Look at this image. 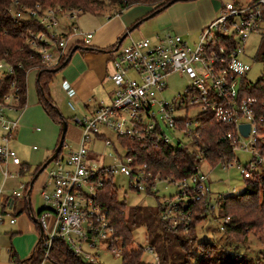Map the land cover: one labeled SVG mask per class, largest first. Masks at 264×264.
<instances>
[{
    "label": "built area",
    "instance_id": "2783aa9c",
    "mask_svg": "<svg viewBox=\"0 0 264 264\" xmlns=\"http://www.w3.org/2000/svg\"><path fill=\"white\" fill-rule=\"evenodd\" d=\"M78 15L76 11L69 13L40 7L12 12L16 21L34 18L43 27L44 31L27 33L25 46L31 58L37 57L47 69L64 62L76 44H90L92 33L81 31L76 23L63 24V17L72 22ZM261 32L264 33V0H234L221 4L216 18L199 32L192 47L182 36L166 31L151 40H134L129 36L125 45L110 49L108 56L113 71L109 79L115 89L112 100L109 104L99 103L92 112L75 120L81 130L80 145L66 156H58L44 170L39 193L43 207L37 214L31 208L32 189L28 195L32 179L20 183L17 188L8 187L22 172L27 173L10 147L19 119L9 116L26 105L20 106L19 89L14 79L15 67L21 69V65L0 60V228L5 224L15 225V212L27 209L30 220L38 228L37 243L43 250L41 264L45 260L52 264L49 256L56 241L65 244L73 256L90 264H99L97 254L93 256L89 252L99 246L97 243L103 244L104 252L121 259V240L110 223L107 208L99 201L98 191L104 181L112 182L115 175L131 178L132 189L137 192H146L148 187L152 190L153 182L160 179L155 177L151 181L152 174L146 171L145 165H136L127 158V150L118 138L144 145L160 142L173 148H188L197 153L200 163L206 162L204 153L194 144L202 115L233 129L226 134L233 152L240 149L250 156L243 167L238 160L233 161L237 162L243 180L252 179L264 170V142L254 122V101L244 96L246 75L250 71L244 59L245 45L251 35ZM33 70L26 73V82ZM172 75L186 78L189 85L183 95L167 101L163 95L167 91V79ZM10 78L12 82L3 91ZM61 87L69 99V109L75 111L73 88L66 81ZM241 125H250L247 137L241 134ZM108 133L117 138L125 155L118 156L121 158L118 164L95 167L87 159L85 146L98 137L105 147H111ZM233 162L218 165L227 171ZM11 167L16 170L11 171ZM199 168L189 178L171 183L177 188V194L163 199L159 205V220L169 229H188L192 205L203 203L211 207L208 176ZM224 197L218 194L217 200ZM227 222L224 219V224ZM146 251L152 253L153 249L146 248ZM154 258L159 264V257L154 254Z\"/></svg>",
    "mask_w": 264,
    "mask_h": 264
},
{
    "label": "rangeland",
    "instance_id": "374dc122",
    "mask_svg": "<svg viewBox=\"0 0 264 264\" xmlns=\"http://www.w3.org/2000/svg\"><path fill=\"white\" fill-rule=\"evenodd\" d=\"M232 1L234 0H208L207 5L208 7H218L219 9L221 4H226ZM182 3L183 2H177L173 4V6L157 14L154 18L143 22L133 30V39L151 40L155 35L162 33V30L164 29L173 34L182 36L183 40L192 47L193 42H196L198 38V35L196 34L197 32L188 31L187 33H179L174 28L173 22H171L173 19H185L186 16L189 21H193L196 18V8H191L190 12L186 9L183 10L182 8H179L173 13V8ZM169 10H172L171 13H169ZM105 12L107 15L112 13L113 10L111 8H106ZM62 15L67 17L65 14ZM66 17H63V24L76 23L77 27L79 25L82 30V25L90 18H93V15L80 14V16L78 15L77 17L79 20L76 19L72 22ZM161 25L162 28L160 27ZM127 41L128 38L124 40L122 46L125 45ZM263 47L264 33L262 32L251 35L246 42L244 59L250 67V71L246 75V81L249 84L264 80V60L257 57L260 55ZM36 72L28 74L29 85H27L25 110L23 109L18 113H10L9 115L13 120L22 117L20 122L21 128L16 134L17 136L15 137V140L10 141V147L15 151L21 164L30 167L29 173L25 175V177L19 179L18 183L30 182L32 179V175L30 176V174L34 172L39 164H43L44 161L46 162V160L52 155L61 131V126L51 121L38 104L35 87ZM60 73L61 72L56 74L50 85V92L52 97H55L58 103V107L56 108L60 115L63 119L67 120V132L64 140V148L61 154L66 156L69 151L77 150L80 145L79 135H81V130L73 121L82 119L85 116V113L77 108L75 111L69 109L67 99L60 89L62 78ZM188 85L189 82L186 78L180 77L179 75L170 76L167 79V91L164 93L163 98L167 101H171L178 95H183ZM53 128H55V133L52 131ZM107 138L112 143L111 147H105L103 140L98 137L93 138V140L85 146L88 150L87 159L89 162L95 164V167L99 166V168H101L105 165L118 164L121 162V158L118 156L122 157L125 155V151L119 146L117 138L113 134L108 133ZM115 150L118 151L119 155L116 154ZM235 155L236 161L238 160L239 165L242 167L250 161V156L240 149L235 151ZM15 170V167H11V171ZM199 171L208 176L211 188L209 200L212 211L206 213L205 219H203L196 229H194V232H190L189 227L188 229L181 227L176 231L169 229V226L167 227V225L159 220L160 203L163 199H170L177 194V188L173 184L161 180L154 181L153 183L155 185L151 190L153 194L150 195L146 192H137L135 189H132L133 181L127 176L115 175L113 177L112 184L117 189L118 200L126 204L125 214L127 218L131 221L135 220L138 224L133 229L134 239L131 246H133V248H143L142 261L144 264H156L154 254L159 257L158 254L160 253V250L156 247L162 246H164V249H166L167 252L166 264H182L185 261L190 263V261H192V258L190 257L192 255L194 257L198 255L199 242L213 244L217 251L224 252V254H231L239 259L256 260L264 255V234H258L254 231H246L244 239L238 240L240 237L234 238L232 235H226L221 229L224 224V219H217L220 217L219 209L216 205L218 194L223 196L237 195L245 188V182L240 169L237 167V162H233L227 171H223L221 166L218 165L215 168H212L207 162L203 161L200 165ZM44 176L45 174L42 173L32 187L31 203L34 207L35 214H37V212L43 207V201L39 193ZM233 190H235V192H233ZM134 213L136 216L135 219L132 217ZM139 218H144V221L139 222ZM21 221L25 222V218ZM26 226L27 227L22 234H16L12 239V253L22 262H25L30 258L38 241V233L34 232L29 224ZM162 226L167 233L180 236L181 239L183 238V242L187 244V247L182 249L179 248L175 242V245H173L171 241L166 240ZM12 229L16 232L18 226L16 225ZM153 243L155 246H153ZM97 245H99L97 248L89 249V252L93 256L97 254L96 262L99 264H122L121 259H115L112 255L104 252L103 244L97 243ZM146 248H152L153 252L149 253L146 251ZM7 255L8 253H2L0 264H12L9 262L10 259L7 258ZM43 264H50V262L45 260Z\"/></svg>",
    "mask_w": 264,
    "mask_h": 264
},
{
    "label": "trees",
    "instance_id": "16d2710c",
    "mask_svg": "<svg viewBox=\"0 0 264 264\" xmlns=\"http://www.w3.org/2000/svg\"><path fill=\"white\" fill-rule=\"evenodd\" d=\"M185 1L191 0H0V60H8L21 65V69L15 67L14 75L19 89L20 106L23 108L27 101L26 73L34 68L37 71L35 87L38 104L51 121L60 125L61 119L51 97L50 85L56 74L61 72L64 67L61 68L62 62L54 68L58 71L53 72L54 69H47L42 66L37 57L31 58L30 50L25 46L27 33L29 31H44V29L38 20L34 18L14 20L12 12H20L26 9L34 10L36 7H40L42 10L53 9L57 11L60 9L69 13L76 11L79 16L80 14L102 16L106 13V8H111L113 10L112 14L116 15L132 6L151 7L150 14L135 25L138 27L149 16L159 14L177 2ZM130 30L132 31L133 27ZM121 40L122 38L110 49L119 47L125 39L122 42ZM96 51L100 52V50ZM257 57L264 60V47ZM7 81L9 83H5L3 91L7 90L12 82L11 78ZM244 90V96L254 101V122L264 142V80H259L254 84L246 82ZM202 116L199 136L194 144L204 153L209 166L215 168L220 163H231L236 160L232 145L226 139L227 132L233 131V129L226 125L216 124L206 115ZM64 120L67 122L66 119ZM61 133L62 131H60L55 148L59 143ZM118 141L127 150V158H131L136 165L146 166V171L152 174L151 181L158 177V179L168 183L179 182L192 176L197 167L201 165L197 153L190 151L188 148H173L160 142H149L144 145L122 137L118 138ZM61 154L62 151L60 156ZM42 165L37 166L31 175H35ZM25 168L26 171H30L29 166H25ZM22 173L24 174V172ZM244 182L245 188L241 193L216 200L220 215L217 219L228 220L227 223L223 224L222 231L234 238L240 237L241 239L238 238V240L244 239L246 231L264 234V170L258 172L252 179L244 180ZM146 193L153 194L150 187H148ZM98 195L99 201L107 208L110 223L115 229L116 236L121 240L122 264H144L142 261L143 248H133L131 246L134 239L133 229L138 224L135 220L131 221L127 218L125 214L126 204L118 200L117 189L112 182L104 181ZM209 211H212V208L203 203L191 206L193 215L189 226L190 232H194V229L205 219L206 213ZM26 213L27 209L20 212V214ZM132 217L136 218L135 213ZM138 220L143 222L144 218ZM36 230L38 231L37 227ZM162 230L165 233V239L171 241L173 245L176 243L182 249L187 247V244L183 242V238L167 233L163 226ZM153 246H155L154 243ZM156 248L160 250L158 254L160 264H166V249H164V246ZM198 249V255L195 257L192 255L190 263L185 261L182 264H264V255L256 260L239 259L231 254L217 251L213 244L208 242H199ZM49 259L52 264H90L73 256L67 246L60 241L54 243ZM42 260L43 250L40 244L37 243L31 257L25 263L41 264ZM21 263L14 260V264Z\"/></svg>",
    "mask_w": 264,
    "mask_h": 264
},
{
    "label": "crops",
    "instance_id": "0c3cea01",
    "mask_svg": "<svg viewBox=\"0 0 264 264\" xmlns=\"http://www.w3.org/2000/svg\"><path fill=\"white\" fill-rule=\"evenodd\" d=\"M207 4L208 0H191L185 1L182 4H179V6H175L173 8V13H175V11H177V9L179 8H182L183 10L186 9L188 12H190L191 8L197 9V16L193 21H189L187 16L185 17V19L180 18L173 19L171 21L173 22V26L176 31H178L179 33H187L188 31L197 32L196 34L198 35L199 32L210 22H212L218 14V7L211 8L208 7ZM151 10L152 8L148 6H132L120 14L114 15L110 13L107 15L104 14L102 16H93V18H90L86 21V23L82 25V30L78 25L81 31L92 33L93 38L91 39L88 46L78 44L75 45V47L78 46L80 48L73 53L69 63L60 73L62 77L61 84L63 81L68 82L75 92V95L72 98V102H74L75 105V110L77 108L78 110H81V112H84L86 114L92 112L101 102L104 104H109L111 102L115 89L112 81L109 79L113 71V66L110 62L108 51L118 42V40H120L126 34V38L130 36L133 39L132 32L137 28L135 25L137 24V22L147 17L150 14ZM169 11V13H171L172 10ZM142 23H140V25ZM132 27L133 30L131 31L130 29ZM160 27L162 28V25ZM163 30L162 33H165L166 30ZM86 48H90L91 50H86ZM96 50H100V52H97ZM31 72L36 71L33 70ZM27 85H29V77H27ZM60 89L64 93L68 103V97L66 96L61 86ZM52 100L55 107H58V103L55 97H52ZM21 119L22 117H20L18 120L19 126L16 134L21 128ZM73 122L75 123V121ZM52 131L53 133H55V128H53ZM16 134L15 137L17 136ZM15 137L13 138V140H15ZM28 173L29 171L22 174L18 179L10 181L8 187L17 188L20 184L18 183V180L25 177V175H27ZM31 177L33 178V176ZM31 208L35 213L32 203ZM40 211L41 209L37 213H40ZM15 213L17 218L16 224L12 226L5 224L0 228V259L2 253H8L7 258L10 259L9 262L12 264H14V260L19 261L16 255L12 253L13 237H15L16 234H22V232L27 227V224L31 226L34 232L38 233V231L36 230V225L30 220V217L27 213L20 214L19 210ZM23 218H25V222L21 221ZM16 225L18 226V230L15 232L12 228ZM13 257L15 258L13 259Z\"/></svg>",
    "mask_w": 264,
    "mask_h": 264
},
{
    "label": "water",
    "instance_id": "95a60500",
    "mask_svg": "<svg viewBox=\"0 0 264 264\" xmlns=\"http://www.w3.org/2000/svg\"><path fill=\"white\" fill-rule=\"evenodd\" d=\"M174 3V2H173ZM157 14V13H156ZM156 14H153L151 16H149L148 18L145 19L148 20L150 18H153V16H155ZM127 37V34L124 35L122 37V40L121 42ZM120 42V43H121ZM80 47H74L71 51V53L69 54L68 58L63 62V65L61 66V68H65L67 66V64L69 63L72 55L74 52H76ZM86 50H91L90 48H86ZM60 68V69H61ZM53 72H57L58 70L54 69L52 70ZM56 111L58 112L59 114V117L61 119V122H60V126H61V137H60V140H59V143L57 145V147L55 148V150L53 151L52 155L46 160V162L42 165V167L40 168V170L34 175V177L32 178L31 182H30V188H29V191H28V195H30V192H31V189L34 185V183L36 182L37 178L44 172V170L46 169V167L51 164L54 160H56L58 158V156L60 155L62 149H63V146H64V140H65V135H66V132H67V122L63 119V117L60 115L58 109L56 108ZM239 130L241 132V134L244 136V137H247L249 132H250V125H241L239 127ZM40 232L42 233V230L40 229ZM90 242V241H89ZM31 257V256H30Z\"/></svg>",
    "mask_w": 264,
    "mask_h": 264
}]
</instances>
